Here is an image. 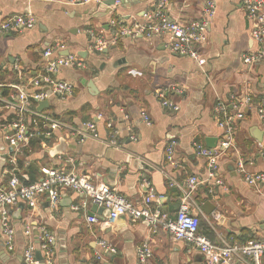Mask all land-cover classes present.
<instances>
[{"label":"crops","instance_id":"1","mask_svg":"<svg viewBox=\"0 0 264 264\" xmlns=\"http://www.w3.org/2000/svg\"><path fill=\"white\" fill-rule=\"evenodd\" d=\"M107 1L111 0H0V21L16 14H31L37 19L33 28L0 35L2 91L6 94L9 84L27 82L41 74L43 51L57 46V55L76 54L86 67L63 68L58 73L59 78L74 83V93L67 99L51 96L50 108L43 111L75 127L88 121L97 126V137L84 141L71 138L67 130L55 131L52 138L43 134L35 138L36 147H32V140L16 150L7 142L5 127L17 115L0 110V147L4 152L0 156V190L7 188L13 173L32 183L42 178L45 168L75 170L96 183L116 188L136 205L142 206L152 190L162 196L152 206L175 219L188 178L197 176L201 183L193 192V201L205 222L201 225L203 234L213 242L224 238L232 244L263 240L264 184L256 189L237 171L240 154L248 170L264 173L259 156L260 144L264 146V120L258 114L264 60L250 65L243 61L245 53L260 49L252 36L255 21L248 16L243 0H217L208 39L200 46L206 58L203 65L172 52L165 33L119 36L103 51H93L90 29L110 41L117 34L112 20H122L128 26L147 23L146 13L158 0H117L110 5ZM206 1L168 0L169 16L190 24L202 17ZM159 90H166L179 110L163 106ZM245 96H250L251 102L237 122L235 148L220 158L215 178L210 179L207 161L197 154L195 143L219 145L223 130L217 103L221 100L233 107ZM27 122L31 124L30 116ZM113 138L118 147L110 145ZM172 140L176 145L169 160L167 146ZM81 200L78 193L64 189L57 209L45 195L39 197L36 210L23 201L10 206L7 221L15 231V245L13 249L6 246L0 214V264H26V227H32L39 244L41 224L56 236L54 264H206L202 251L187 241L173 240L161 228L153 232L149 222L133 221L125 215L109 224L106 208L92 213L93 202L76 210L74 206ZM208 202L214 206L211 213L204 209ZM94 215L98 221L89 223L87 217ZM147 240L152 256L141 262L137 251ZM39 252L37 264H45ZM232 263L247 264L237 257Z\"/></svg>","mask_w":264,"mask_h":264},{"label":"built area","instance_id":"2","mask_svg":"<svg viewBox=\"0 0 264 264\" xmlns=\"http://www.w3.org/2000/svg\"><path fill=\"white\" fill-rule=\"evenodd\" d=\"M89 1L91 0H71L72 3H87ZM243 3L248 16L255 21L252 36L260 45L257 52L243 55L244 63L250 65L264 60V0H243ZM216 7L217 0H207L202 17L190 24H183L169 16L168 0H158L154 9L146 13L147 23L135 22L128 26L122 20H112L111 23L117 28V34L110 41L105 40L102 33L90 29L88 33L92 40L91 49L101 52L109 43H115L119 36L149 37L154 33H165L168 36L166 44L172 52L188 56L203 65L206 63V58L200 53V46L208 39V28L210 20L216 14ZM36 24L37 19L34 15L16 14L0 21V35L20 31L24 28H33ZM57 51V46L48 47L43 51L41 74L27 82L9 84L6 94L2 91L4 86L0 85V110L8 109L17 115L13 120L7 121L5 127L7 128V142L16 150H20L39 135L43 134L47 138H52L55 131L67 130L71 138L79 141L97 137V126L93 121L75 127L56 118L50 111L38 110L39 103L48 100L51 96L58 95L62 99H67L74 93V83L58 77V73L63 68L86 67L84 59L78 55H57ZM34 88H39V91H35ZM175 90L180 91L178 88ZM158 96L161 98L163 106L173 111L179 110V105L168 98L166 90H159ZM250 102L251 97L245 96L239 102L234 103L233 107H228L220 100L215 109L219 116V126L223 130V139L215 147L195 143L197 154L207 161L210 179L215 178L220 158L228 150L235 148L234 138L237 122L243 116L244 107ZM258 114L264 120V88ZM28 116L32 118L31 124L27 122ZM144 117L149 122L146 114ZM132 138L136 137L132 136ZM110 145L119 146L115 138L110 141ZM175 145L176 141L172 140L167 146L169 160L173 159ZM259 152L260 158L264 161V146L262 144H260ZM3 153L0 147V156ZM237 171L244 176L250 186L256 189H260L264 184V173L248 170L245 159L240 154L237 159ZM187 183L177 216L173 219L164 215L161 209L152 206L153 202L158 203L162 198L152 190L140 206L130 201L116 188L96 183L89 175L80 174L75 170L45 168L42 178L32 183H25L19 175L13 173L8 180L7 188L0 190V214L3 216L1 226L6 236V246L13 249L15 245V231L7 221L10 206L23 201L32 210H36L39 197L45 195L48 197L51 207L57 209L61 201V190L69 189L82 197L80 204L74 206L76 210L85 209L89 202H93L99 207L110 210L107 216L109 224H115L123 215L130 217L133 221H147L153 232L161 228L167 231L173 240L187 241L201 250L205 255L206 264H233L232 260L235 257L247 264H264V239H252L243 244H232L224 238L213 242L200 231L201 209L193 201V192L201 181L197 176H191ZM146 184L144 181V185ZM87 220L89 223H94L98 221V217L96 215L88 216ZM25 233L28 237V244L24 251L26 264L38 263L36 259L38 250L45 264H54L56 236L48 226L41 224L39 227V244H36L33 238L30 225H27ZM100 244L115 252V249L105 241H101ZM137 255L141 262H146L152 256L149 240L138 248Z\"/></svg>","mask_w":264,"mask_h":264},{"label":"water","instance_id":"3","mask_svg":"<svg viewBox=\"0 0 264 264\" xmlns=\"http://www.w3.org/2000/svg\"><path fill=\"white\" fill-rule=\"evenodd\" d=\"M116 1L117 0H111V1H107L106 3L110 5V4H115ZM68 53L69 52H67V54ZM48 108H50V102H49V100H44V101H42V102L39 103L38 110L43 111L44 109H48ZM209 205L211 206V204L208 202V205L206 206V208H204L207 213H211L214 210V206L212 205L211 208H208ZM103 208L104 207H98L95 204L94 207H93V209H92V213L93 212L95 213L96 211H100ZM109 213H110V210L107 209V214L109 215ZM39 254H40V252H39Z\"/></svg>","mask_w":264,"mask_h":264},{"label":"trees","instance_id":"4","mask_svg":"<svg viewBox=\"0 0 264 264\" xmlns=\"http://www.w3.org/2000/svg\"><path fill=\"white\" fill-rule=\"evenodd\" d=\"M31 145H32V147H36L37 145H38V142L37 141H33L32 143H31ZM31 147V146H30ZM203 223H205L204 221H203V219H201L200 220V231H202L201 230V225H203ZM91 263H95L94 261H92ZM96 264V263H95Z\"/></svg>","mask_w":264,"mask_h":264}]
</instances>
